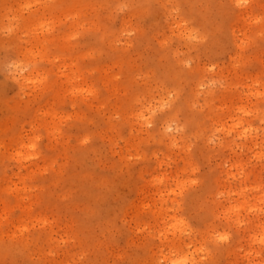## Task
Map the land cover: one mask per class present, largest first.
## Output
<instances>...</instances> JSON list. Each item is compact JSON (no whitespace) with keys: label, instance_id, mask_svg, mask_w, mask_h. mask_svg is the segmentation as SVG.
I'll return each instance as SVG.
<instances>
[{"label":"rangeland","instance_id":"1","mask_svg":"<svg viewBox=\"0 0 264 264\" xmlns=\"http://www.w3.org/2000/svg\"><path fill=\"white\" fill-rule=\"evenodd\" d=\"M0 264H264V0H0Z\"/></svg>","mask_w":264,"mask_h":264}]
</instances>
